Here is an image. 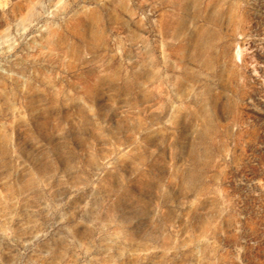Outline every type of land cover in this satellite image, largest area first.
I'll list each match as a JSON object with an SVG mask.
<instances>
[{
    "label": "rangeland",
    "instance_id": "rangeland-1",
    "mask_svg": "<svg viewBox=\"0 0 264 264\" xmlns=\"http://www.w3.org/2000/svg\"><path fill=\"white\" fill-rule=\"evenodd\" d=\"M0 264H264V0H0Z\"/></svg>",
    "mask_w": 264,
    "mask_h": 264
}]
</instances>
